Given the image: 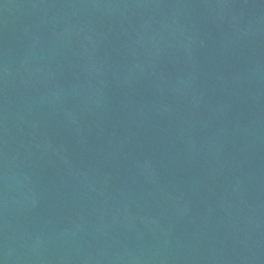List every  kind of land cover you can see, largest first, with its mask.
Returning <instances> with one entry per match:
<instances>
[{
	"label": "water",
	"instance_id": "95a60500",
	"mask_svg": "<svg viewBox=\"0 0 264 264\" xmlns=\"http://www.w3.org/2000/svg\"><path fill=\"white\" fill-rule=\"evenodd\" d=\"M0 264H264V0H0Z\"/></svg>",
	"mask_w": 264,
	"mask_h": 264
}]
</instances>
